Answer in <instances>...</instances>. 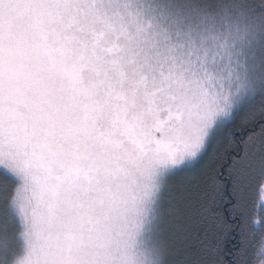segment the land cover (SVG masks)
Instances as JSON below:
<instances>
[{
    "label": "snow or ice",
    "instance_id": "snow-or-ice-1",
    "mask_svg": "<svg viewBox=\"0 0 264 264\" xmlns=\"http://www.w3.org/2000/svg\"><path fill=\"white\" fill-rule=\"evenodd\" d=\"M0 264H264V0H0Z\"/></svg>",
    "mask_w": 264,
    "mask_h": 264
}]
</instances>
